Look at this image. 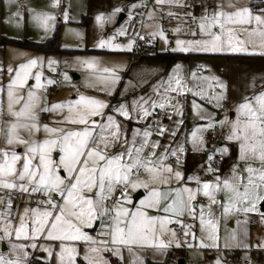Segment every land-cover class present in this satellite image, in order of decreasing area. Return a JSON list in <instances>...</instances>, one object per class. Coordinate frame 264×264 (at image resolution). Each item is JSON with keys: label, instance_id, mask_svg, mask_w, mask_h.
Here are the masks:
<instances>
[{"label": "snow or ice", "instance_id": "6c2138e0", "mask_svg": "<svg viewBox=\"0 0 264 264\" xmlns=\"http://www.w3.org/2000/svg\"><path fill=\"white\" fill-rule=\"evenodd\" d=\"M56 2L57 0H53V6ZM155 3L183 6L182 0H155ZM137 6L139 5L132 7ZM119 11L120 9L114 10ZM260 11L264 12V9ZM18 14L12 13V16L16 17ZM64 15L67 19V11ZM152 15L153 10H149V18ZM187 15L192 17L193 23L198 22V32H192L193 39H176L172 51L245 52L264 56V15H254L250 7L229 2L227 5L216 4L210 12L205 2L201 16H192L191 13ZM95 19L100 24L108 17L100 14ZM29 20L48 34L52 30L55 17L47 12L29 9ZM173 31L178 32L179 29ZM117 34L125 33L118 31ZM156 34L151 33L153 36ZM158 34L167 45L165 33L161 30ZM197 36L199 38H195ZM132 43L130 39L124 47L130 49ZM95 46L116 49L121 47L113 44L111 38L101 39ZM47 62L50 67L56 63L51 58ZM78 62L88 69L96 65L94 59H80ZM42 63L43 58L33 57L15 67L10 65L7 69L9 73L15 74L7 85L6 109L0 105V139L4 145L0 147V191L6 190L5 195L0 196V240L6 239L10 249L7 257L0 255V264H29L28 248H39L45 252L46 264H51L53 255L56 264H110L103 253L111 252L113 256H122L123 249H127L134 255V247L145 246L163 252L173 242L180 247L182 245L177 239V233L166 226L173 222L172 217L178 218L185 214L195 216V205L192 201L201 191L212 205L222 207L225 217L230 213L244 214L245 221L237 220L238 225L247 222L249 213H258L261 223L264 224V212L258 208L264 202V91L243 97L242 102L235 107V120L230 121L225 115L219 121L222 126L230 125L226 138L238 144L239 161L243 163V167L233 165L232 175L224 178L222 182L221 177L216 176L214 184H201L198 178L189 176L188 179L195 180L198 185L196 190L187 187L172 188L170 184L173 179L182 183V174L164 163L169 155L167 145L164 146L165 151L154 158L155 151L161 145L159 141L148 139L153 125H149L142 133L138 128L133 129L132 141L126 138L122 140L120 126L113 115L104 119V110L108 107L105 101L80 95L76 100L53 103L50 108L46 102L44 107H39L41 97L36 89L43 87L40 83L41 72H35V84L27 89L25 85L32 70ZM180 67L179 64L175 65L177 70ZM52 70L55 71L54 68ZM103 71L111 72L107 68ZM192 76L195 78L194 72ZM64 79H68L66 74ZM119 79L115 73L104 78L106 88L102 90L110 93ZM202 79L216 80L220 89H226V84L218 77ZM46 83L52 85L55 81L48 79ZM164 83L168 85L165 92L191 91L183 84L178 72L176 75L169 73V79ZM22 89L25 91H20ZM203 94V89L193 92L194 96ZM164 99L167 101L171 98ZM210 99L217 101L215 107H222L221 101L226 99V93L222 91ZM140 101L142 102L133 101L131 110L126 109L124 103H120L118 107L111 106L112 111L125 119H136L135 114L139 109V119L143 120L151 114L147 107L149 103L152 109H165L164 102L158 104L143 97ZM168 107L177 115L182 113L179 103H169ZM64 108H67V114L56 123L67 124L69 127L40 125V112H55ZM197 108L198 105L193 100V111ZM96 117L101 120L95 119ZM182 122L176 121L177 125ZM156 124L159 126L157 135H163L166 127L159 121ZM41 127L47 136L38 141L35 136ZM210 127H213L211 122L204 126ZM202 130L194 129L189 137L194 144L193 150H196L197 144L202 146V140L196 135L197 131ZM138 135L141 137L139 144L135 142ZM175 135L176 131L173 130L171 136ZM116 145H119V151H110ZM17 146H23L24 152L18 153ZM145 148L151 149L147 156L142 155ZM54 151L58 153V160L53 157ZM183 151L184 147L181 145L170 153L177 157V164L180 162L179 153ZM223 151L226 152L227 149ZM139 188H143L146 195L138 205L129 207L132 204L130 190ZM220 191L225 193L223 201L216 196ZM116 192L120 195H115ZM17 194H20L24 207L23 210L17 208L13 213V198ZM34 195L43 197L35 201V207L31 206L30 199H25ZM161 201H164L163 205ZM152 212L155 214H151ZM161 212L164 215H160ZM175 222L182 226L185 243L190 234L195 239L189 225L180 219ZM97 224L99 227H96ZM200 225L201 231L207 232V239H217V224L213 219L205 218L203 209L200 212ZM93 231L95 235L90 234ZM165 233H170L171 238L165 240ZM41 239L50 243H39ZM230 239L237 241L235 231ZM81 244L84 246L82 260L79 253ZM188 246L193 247L191 244ZM235 246L248 247L242 241L236 242ZM258 247L264 248V244Z\"/></svg>", "mask_w": 264, "mask_h": 264}, {"label": "crops", "instance_id": "0c3cea01", "mask_svg": "<svg viewBox=\"0 0 264 264\" xmlns=\"http://www.w3.org/2000/svg\"><path fill=\"white\" fill-rule=\"evenodd\" d=\"M66 2L67 0H57L56 5L53 6V0H0V36L6 37L12 40H16L20 38L19 36H24V38L29 37V39H37L40 33L38 31H33L34 29H40L36 26L35 22L29 20V9H34L36 11L42 10L45 11L46 8L49 7L50 14H57L60 8L62 9V3ZM120 1V0H119ZM145 0H141L142 6L144 7L145 11L153 7V11L158 12L155 8V5L152 3L153 0H149L151 4L146 7L144 5ZM195 4L191 7L187 6V1L185 5L182 7L176 8V15L179 17L178 20H171L169 19L170 23L173 24V29H179L177 33L178 37L176 39L188 40L193 39L192 36L193 31L198 32V22L193 23L192 17L187 15L191 13L192 16L199 17L204 12L205 2L208 3V0H195ZM257 4L262 5L264 4V0H256ZM142 7V8H143ZM43 8V9H42ZM59 8V9H58ZM115 8L109 7L107 10L108 14H112ZM120 9L119 12H115V14H119L122 12L123 8ZM253 9V8H252ZM211 12V10H209ZM18 12L19 14L16 17L12 16V13ZM175 15V16H176ZM145 18V16H144ZM69 19V17H68ZM119 23L122 22L124 19V15L120 16ZM21 20L23 21V26L20 25ZM28 20V21H27ZM190 20L194 28L189 29L187 28V22ZM30 21V22H29ZM140 21V20H139ZM147 18H145L142 24H145ZM135 23V22H134ZM138 23V22H137ZM20 29V32L17 31ZM15 30V31H14ZM53 27L50 33L45 34L43 31L42 36L44 38L51 37L53 32ZM57 31V30H56ZM199 38V36L195 37ZM48 39V38H47ZM38 40V39H37ZM172 46L170 48L175 47V41L172 42ZM18 49H21L26 52H20ZM60 51L57 52H37L34 50H27L22 48L18 45L12 44H0V105L3 108L6 106L5 100H7V85L11 76L15 73H9L8 67L11 65L13 67L17 66L19 62L26 61L28 58L33 57H40L49 55V53L61 54L62 52H67V49L63 46H59ZM93 50L98 49L96 46L92 48ZM91 49V50H92ZM170 49L169 51H155L153 47H150L151 54L153 56L148 55L149 57L144 60L146 62V72L147 74V81L143 83L141 87V94L139 97H143L145 100L156 101L158 104L161 102L165 103V109L161 110L159 107L152 109L151 104L149 103L147 107L149 108V112L151 113L149 116L145 117L143 120L139 119V109H137L136 119H125V122H130L134 125L136 122V127L138 125L145 126L153 125L151 128V135L148 137L151 141H159L160 147L155 151L154 158L159 157V155L165 151L164 146H168L169 155L166 157L164 163L170 165L174 170H178L182 174L183 181L182 183H178L175 179L172 180L170 187H187L193 190H196L198 185L196 184L195 180L190 181L188 179L189 176H193L198 178L201 181V184L204 182H211L215 183L216 176L221 177V182L224 178L230 177L232 175V167L233 165H238L239 167H243V163L239 161V146L237 143L233 141H229L226 137L230 131V125H221L219 123L220 120L227 115L228 119L235 120L236 119V112L235 107L238 103L242 102L243 97L245 96H252L254 93H259L264 91V56L259 54H250L245 52L239 53H182V52H174ZM94 53H100L99 51H92ZM21 53L23 55H21ZM105 53V52H103ZM168 53V54H166ZM234 55H241L242 57H235ZM47 57V56H46ZM46 57H44L46 59ZM58 63L62 62V55L57 56ZM142 57V56H141ZM9 58V59H8ZM140 58V57H139ZM20 60V61H19ZM57 61V60H54ZM143 64V63H141ZM159 64V65H158ZM181 65L180 69L177 70L175 65ZM158 66L160 67L158 69ZM203 66V67H198ZM36 70V68H35ZM37 71H40L37 69ZM58 68L54 74V80L57 84L60 83V80L57 79ZM177 72L179 73L180 78L182 79L183 84L187 86V88L191 89V91H185L182 93L176 92H165V88H167V84L164 81L169 79V73L176 75ZM195 73V78H193L192 74ZM126 74V73H125ZM124 74V75H125ZM218 77L221 82L226 84V89H220L217 85V81L213 79H202L203 77ZM41 84L46 83L45 77H41ZM60 78V76H59ZM76 78V77H75ZM45 79V80H44ZM33 81H30V85H25V89L29 88L33 85ZM100 84H104V82H100ZM175 86V85H174ZM118 87H121L119 85ZM22 89L20 91H25ZM203 89L204 94L201 95H193V92H200ZM88 91V90H86ZM120 91V92H119ZM129 91V92H128ZM135 89H130L128 85L124 86L121 90L116 88L115 92L109 93L107 92L104 94H97V98L99 100L105 101L108 107L105 108L104 113L109 114L111 112V106H117L120 103L127 104L128 110H131L133 101H136L134 98ZM226 93V99L221 101L223 104L222 107H215L214 105L217 103L216 100L210 99L214 94H219L221 92ZM89 92V91H88ZM119 93V94H117ZM123 93V95H122ZM116 94L120 96V98L116 99ZM83 95V94H82ZM85 96V95H83ZM87 97V96H86ZM89 97V96H88ZM165 97H170V100H165ZM76 98V96H75ZM96 98V97H91ZM121 99V102L119 101ZM132 99V101H131ZM193 100H195L198 108L196 111H193ZM171 103L175 105L177 103L180 104L182 108V113L177 115L175 112L172 111L171 108L168 107V104ZM119 106V105H118ZM156 111H160L161 115H155ZM115 117H122L119 113H113ZM105 115V114H104ZM48 118V115H45ZM171 116V119H169ZM41 119L44 118V115L39 116ZM182 120L183 122L177 125L176 121ZM159 121L160 124H163L166 127V131L163 135H157L159 131V126L156 122ZM213 124V127L204 128L205 125L209 123ZM222 126V135L220 138L216 139V135L214 132V128ZM1 127V125H0ZM194 129H203L202 131H197V137L202 140V146L197 144L196 150L194 149V144L192 141L189 140V137L192 135ZM175 130L176 135L173 137L171 136V132ZM143 130H141V133ZM129 139L132 141L133 138L130 136ZM137 139H141L138 135L136 137L135 142ZM137 143V142H136ZM139 144V143H137ZM181 145L184 147L183 153H179L180 162L177 164V157L170 155V153L174 149H178ZM227 149L226 152L223 150ZM151 151L150 148H145V151L142 155L147 156L148 152ZM211 156V160L209 157ZM219 158V162L215 166H211V163L214 158ZM211 169V171H209ZM187 178V180L185 179ZM134 191L133 193H137ZM141 196L137 198L135 204L141 201L146 195V192L143 188L139 189ZM132 193V194H133ZM120 194L116 192L115 195ZM131 194V195H132ZM217 199L223 201L225 193L224 191H220L216 194ZM28 197H25L27 199ZM31 201H33V197H31ZM138 201V202H137ZM24 203L23 200L19 201L20 204ZM164 201H161V205H163ZM262 203V202H261ZM260 203V204H261ZM192 204L195 205L194 212L195 216L191 215H183L180 217H172L173 219H180L183 221L185 218H190L192 221L188 224L191 226V232L194 233L196 237L198 233L207 234V232L201 231L200 225V212L203 209L205 213L206 219H213V222L218 225V232L221 237H224L221 240V244H225V247L230 249H237L243 248L244 250L251 249V239L252 235L257 233L256 226L253 225L254 220H256L257 213H249L247 214V222L242 223L240 225L237 224V220L245 221L244 214H236L230 213L227 217L224 216L222 207H217L212 205L207 197H205L202 193H198L192 201ZM260 204L258 208L260 209ZM151 214H155L152 212ZM160 215H164V213H160ZM171 215V214H169ZM255 215V216H254ZM231 221L230 230L229 232H224L222 229L223 221ZM171 224V228L175 223L173 220ZM170 224L166 227L170 229ZM253 226V227H252ZM171 230V229H170ZM175 232V227L173 229ZM235 231V235L237 237V241H232L230 239L231 234ZM246 232V235H245ZM182 236L180 238H184V232H182ZM170 233L164 234V239L166 235L168 236ZM178 235V233H177ZM220 237V238H221ZM167 240V239H165ZM193 235L190 234L187 237V243L185 244H192L194 243ZM242 241L243 243L247 244L248 247H240L235 246L236 242ZM25 242L26 241H21ZM39 243H50L44 240H39ZM175 242L171 244V246L164 250L163 252L158 251L153 247H134L133 254H130L127 249H123L122 256H113L111 252L103 253L106 259L109 260L110 264H176L171 260H168L167 256L168 253L171 251L178 250L181 253V258L178 260H182V264H185V256L183 247L175 246ZM220 244V245H221ZM226 245H233L231 247ZM175 246V247H174ZM58 248V245H57ZM10 245L6 239L0 240V255H4L5 257L9 254ZM30 256L28 258L29 264L30 261L33 259H39L41 261L47 260V254L41 251L39 248L26 249ZM79 253L80 258L84 255V246L81 244L79 246ZM184 260V261H183ZM203 262V258L201 259ZM51 264H56L55 256L51 258ZM241 264V262H240Z\"/></svg>", "mask_w": 264, "mask_h": 264}, {"label": "rangeland", "instance_id": "374dc122", "mask_svg": "<svg viewBox=\"0 0 264 264\" xmlns=\"http://www.w3.org/2000/svg\"><path fill=\"white\" fill-rule=\"evenodd\" d=\"M140 2L141 0H67L66 2L64 1L62 3V9L60 8L55 16L54 14H51L55 17L54 24L52 25V33L57 30V34L59 36V46H63L64 48H66L67 52L64 51L61 54L56 55H53L54 53H49V55H46L47 57L43 56L42 65H39L36 70L35 68L32 70V74L30 75L27 82L28 86L30 85L31 80L34 84L36 83L35 72L37 71V69L40 70L41 77H45L47 81L48 79L54 80L56 69L61 68L59 84H57L56 82L52 85L43 83L41 84L43 85V87L36 89L37 94L41 97L39 107H44L46 102L48 107L50 108L51 104L53 103H64L67 101L76 100L82 94L87 97H96L94 99H98L96 93L107 94L108 92L107 90H102L105 89L106 86L105 84H100V82H103L104 78L109 77L110 75H112V73L118 75L120 79L115 82V85L111 89V93L115 92L116 88H118V90H121L124 86L128 85L129 90L131 88L135 89L134 98L137 102H139L141 87L143 83L148 79V73L145 69L147 65L144 60L149 57L148 55L153 56L154 54H151L152 52L147 51L144 55H142V57L140 56V58L133 57L131 53L133 51L132 48L135 44V41L140 39L142 42H146V45L156 49L155 51L157 52L169 51L170 53V49H172L170 48V46L173 45L172 42H174L176 38L180 37H178L177 33L173 31V24L170 23L169 19L178 20L179 17L176 15V8L182 7L175 4L169 5L168 3L156 5L155 0H153V2H151L155 5V8L158 12L153 11L152 17L149 18V10H153V7H150V9L145 11L142 3ZM185 2L186 0H182V5H185ZM229 2L239 6L250 7L254 15H264V12L260 11V9H264V4L263 6L259 4L256 5V0H208L207 7L209 10H212L216 4L227 5ZM133 5L139 6L132 7ZM109 7H113L115 9L123 8V10L119 14H115V12H113L112 14H108L107 10ZM43 8H46L44 12L49 13V7L45 6ZM142 10L145 11V18H147V21L142 25L140 21H138V23H134L133 17ZM65 11H67L69 19L68 17L67 19H65ZM169 13H173L174 15L170 16ZM100 14L108 17V19L103 20L100 24H98L95 18ZM122 15H124V19L119 23L118 18ZM20 25L23 26L22 20ZM161 30L165 33V39L168 41L167 45L165 44L164 39H161L158 34ZM17 31L20 32V29H17ZM33 31H38L40 33L39 37L35 36V38H37L38 40L29 39V37L24 38L22 34L21 36H19L20 38H17L16 40H31L33 42L43 43L47 38L50 37L49 36L47 38H44L42 36V29H34ZM118 31H123L125 34L119 35L117 34ZM154 32L157 34L155 36L151 35V33ZM77 33H79V35H77ZM141 37H143V39H141ZM109 38H111L113 44H119L121 45V47L119 49L107 47L98 48L96 50L92 49L101 39L108 40ZM130 39L133 41L131 48H125L124 45H127ZM17 50H19L20 52H26L18 48ZM92 51H99L100 53H94ZM59 55H62V62L60 63H58L57 57ZM44 57H46V59ZM48 58L57 61H55L56 63L50 67L47 62ZM80 59H94L96 65L92 69L85 68L79 64L78 60ZM53 68L55 69V71L52 70ZM105 68L110 69L111 72L103 71ZM159 68L160 67L158 66V69ZM64 74L68 76L67 80L64 79ZM119 85H121V87H118ZM86 90H88L89 92ZM117 94L116 99L120 98V96ZM6 101L7 100H5V104ZM119 101L121 102V99ZM118 105L116 107H118ZM125 106L126 109H128L127 104H125ZM4 109H6V106L4 107ZM113 113L116 112H113L112 109L109 114L104 113V119L106 120V117L108 115H113L120 126L121 139L123 140L126 138L131 141L129 137L131 136L133 138V129H137V123L134 122L133 125L130 122H125L124 117H115ZM48 114L49 116L48 118H46L45 115ZM66 114L67 108L57 110L55 112L51 110L47 112H40L39 116L44 115V118L41 119L38 116V120L40 125L48 124L50 127L67 128L69 127V125L67 124L56 123V121L63 120V117ZM95 119L101 120L100 117H96ZM138 129H140V131H144L145 129H147V126H145V124H142V126L138 125ZM46 136L47 134L41 127V130L36 134L35 139H37L38 141L43 140L46 138ZM140 141L141 139H137L136 142L140 143ZM3 146V140L0 139V147ZM16 151L18 153H23L24 147L17 146ZM110 151H119V145H116L113 149H110ZM53 157L54 159H59L58 153L56 151L53 152ZM181 179L183 181L184 178ZM185 179L187 180V178ZM139 189L137 193L140 192ZM5 191H0V196H4ZM133 192L134 191L130 190L132 204L129 205V207H134L140 202L137 201L138 203H133V197L137 194ZM119 195L120 194H118L117 196ZM32 197L34 198L33 201H31V197L27 199H30L31 206L33 207L36 206V200L43 198L40 195H34ZM23 207L24 203L15 204L13 202L11 211L15 213L17 211V208L23 210ZM16 219L18 220V218ZM172 220L176 219L172 218ZM230 225L231 221L224 220L222 223L223 231L229 232L231 228ZM253 225L256 226L257 233L252 235V245L250 246V250H244L243 248H237L234 250L225 247V244H221V240L224 237H221L222 235L220 236L218 232V225L215 232V235L217 236V239L215 241L207 239V234L204 235L202 233H198V235L195 237L193 247H189L187 244H185L184 238L181 239L177 235V239L180 241V244L185 248V250L183 251H186L184 253L185 264H240V262L241 264H264V248L258 247V245L264 244V224L261 223V218L258 213L256 214V220H254ZM96 227H99V225L97 224ZM172 227L173 228H171L170 224V229L174 231V225ZM90 234L95 235L96 233L93 231ZM170 238L171 236L169 234L168 236L166 235L165 239L168 240ZM201 244L204 246H196ZM202 258L203 262H201Z\"/></svg>", "mask_w": 264, "mask_h": 264}, {"label": "built area", "instance_id": "2783aa9c", "mask_svg": "<svg viewBox=\"0 0 264 264\" xmlns=\"http://www.w3.org/2000/svg\"><path fill=\"white\" fill-rule=\"evenodd\" d=\"M187 1V6L188 7H191L195 4V0H186ZM151 4V2H149L148 0H145L144 1V5L146 7H148L149 5ZM145 11H139L138 14L136 16H134V22H138L139 20L141 22H144L145 21ZM187 28L189 29H193L194 28V25L193 23L188 20L187 22ZM133 51H132V56L133 57H136V58H139L140 56L144 55L147 51H150V46L146 45V42H142L140 39L136 40L135 41V44L133 46ZM60 73H61V68L58 69L57 71V74H56V77L57 79H59V76H60ZM162 113L160 111H156L155 115H161ZM214 132H215V135H216V139L220 138L221 135H222V126H219V127H216L214 128ZM219 162V158H214L212 163H211V166H215L217 163ZM43 199V198H42ZM22 199L20 198V194H17L14 198H13V202L14 203H19V201H21ZM190 221H192V219H188V218H185L182 222L184 224H189ZM174 227H175V230H176V233H178V236H182V232H183V229H182V226L181 224H174Z\"/></svg>", "mask_w": 264, "mask_h": 264}, {"label": "trees", "instance_id": "16d2710c", "mask_svg": "<svg viewBox=\"0 0 264 264\" xmlns=\"http://www.w3.org/2000/svg\"><path fill=\"white\" fill-rule=\"evenodd\" d=\"M0 44H12V45H18L22 48H25L27 50H34L37 52H57L60 51L59 48V36L57 34V31H55L51 37L46 39L43 43H37L33 41H26V40H12L6 37L0 36ZM235 57H242L241 55H234ZM168 260H171L172 262H175L179 258H181V253L178 250L171 251L168 253L167 256ZM30 264H46L45 261H41L39 259H33L30 261Z\"/></svg>", "mask_w": 264, "mask_h": 264}, {"label": "water", "instance_id": "95a60500", "mask_svg": "<svg viewBox=\"0 0 264 264\" xmlns=\"http://www.w3.org/2000/svg\"><path fill=\"white\" fill-rule=\"evenodd\" d=\"M141 196V193H137L136 195H134L133 197V203L135 204V201L137 200V198ZM260 211L264 212V202L261 203L260 205ZM176 264H182V260H177Z\"/></svg>", "mask_w": 264, "mask_h": 264}]
</instances>
